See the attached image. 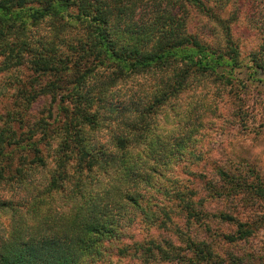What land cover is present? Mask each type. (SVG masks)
<instances>
[{"label": "trees", "instance_id": "trees-1", "mask_svg": "<svg viewBox=\"0 0 264 264\" xmlns=\"http://www.w3.org/2000/svg\"><path fill=\"white\" fill-rule=\"evenodd\" d=\"M193 15L211 23L193 32ZM240 17L259 33L247 63L233 32ZM43 23L47 30L33 32ZM243 65L264 73V0H0V72L26 68L33 74L17 83L14 109L0 112V212L10 216L7 231H0V264H110L123 258L259 264L253 253H223L219 246L247 242L264 224V212L252 211L244 220L212 212L234 230L211 234L204 198L197 208L188 187L179 184L194 176L187 163L181 176L168 178L169 187L157 181L160 167L173 169L191 158L204 169L213 165L204 180L212 197L251 204L264 196V177L251 166L189 148L197 142L191 131L183 134L185 126L197 127L190 107L204 111L205 103H191L172 121L178 134H159L153 116L192 81L203 85L210 76L225 85L243 83L234 75ZM142 72L159 74L149 103L116 107L107 96L111 87ZM46 96L56 103L55 114L49 108L50 121L41 118L37 128L23 129L30 107ZM113 119L112 148L95 151L92 133ZM39 168L48 173L43 188L34 189L28 180ZM50 201L58 202L57 211ZM177 213L185 230L170 229ZM138 218L155 235L124 243ZM195 224L202 229L194 231Z\"/></svg>", "mask_w": 264, "mask_h": 264}, {"label": "rangeland", "instance_id": "rangeland-1", "mask_svg": "<svg viewBox=\"0 0 264 264\" xmlns=\"http://www.w3.org/2000/svg\"><path fill=\"white\" fill-rule=\"evenodd\" d=\"M241 17L237 20L233 32L239 46L240 58L242 62L247 63L249 62L247 55L255 50L259 39V33L249 26L247 22L243 23ZM190 20L192 21L189 23V27L193 32H196V29L199 28L203 29L204 26H209L208 24L211 23L203 16L195 18L193 15ZM46 25V23H43L38 27L32 28V30L33 32H44L45 28V30H47ZM217 71L221 72L222 68L219 67ZM158 75L156 72H142L125 77L124 80L119 81L116 85L111 87L112 91L107 93L108 99L112 101L116 107L128 105L129 108H134L135 105H138L136 107L142 108L149 103L152 97L151 94L155 90L154 88ZM234 75H236L239 80L243 81L244 84L238 81V83L235 82L230 85H225L221 83V81L219 82L216 79H211L210 76V79L208 78L205 81H201L203 85L198 81H192L193 84L189 89L182 90L181 92L178 91L176 95L170 97L165 103L155 108L153 116L158 120L155 128H158V133L163 136L167 135L168 132L178 134L180 127H178V130L177 127L174 129L172 121L177 122L179 118H181L180 114L185 113L191 103H205L206 106H208L207 110L203 111L202 107H190V110L188 109V115L190 116L189 120L192 119L193 122L197 123V127L194 126L189 129L188 126H185V128H183V134L191 131V136L195 135V138H197V142H192V146H189V148H191L193 152L196 149L204 150L207 152L206 155H209V158H214L213 160L216 161H223L224 163L228 161L236 165H243L245 163L264 177V73L259 70L254 71L251 67L243 65L235 69ZM27 76L29 79L33 74L26 68H15L2 70L0 72V112L4 113L7 109H14V107L11 108L10 103H13L14 100H20V98H18L19 96L16 95L17 83ZM43 82H45V80L42 79L39 84H43ZM34 86L37 85L34 84ZM49 108H52L53 114H55L56 103H50V97L46 96L37 100L25 115L27 127L25 126L23 129L28 127L37 128L34 124L41 118L45 119L47 117L46 119L50 121L47 113ZM129 110L134 113L132 109ZM173 112L176 114L178 113L177 117L176 114L173 117ZM105 113L107 112L105 111ZM112 115L115 114L112 113ZM117 117L118 115L115 116V118ZM183 118L184 117H182V120ZM113 120L114 121H105L102 126L96 128L94 133H92V142L90 143L95 151H99L101 148H107V150L112 148V144L109 143V137L111 131L117 128L116 119ZM188 143H186V145ZM189 159L190 161L186 160L185 162L176 164L175 168H173L174 170L160 167L163 173L161 176H158L157 181L162 186L169 187L168 178H174L175 175V177H177L180 174V168L182 166L185 168L184 163H187L188 166H186V168L190 170L194 176L187 177L185 184L182 181H179V184L188 187L190 196L197 202V208L199 204L198 200L204 198V206L207 213H210L209 215H211L212 212L228 211L236 215L237 218L244 220L249 218V216H253L252 211L258 210L260 213L264 212V196L257 199H249L252 202L251 204L235 200L238 198L232 199L231 197H226L217 199L212 197L204 180L212 176L208 175L213 165H206L204 169L205 165L201 162L192 160L191 158ZM48 164L51 165L50 163ZM44 169L39 168L35 170L29 177L28 181H31L30 187L34 189L43 188V183H45L44 179L47 177L48 173V170L45 171ZM198 174H202L205 177H200ZM50 203V208H54L56 211L59 209L58 202L50 201ZM45 206L47 207V205L43 207ZM173 216V222L169 224L170 229L175 231L180 229L185 230V226H183L185 224L178 216V213ZM137 220L139 221H136V224L133 225L131 230H128L131 234V239L123 240L124 243L131 245L133 241H139L142 240V238L155 235L156 231L153 228L140 222V218ZM204 220L207 221L211 227V234L212 232L228 233L234 230L233 225H225L212 215L205 216ZM9 222V214L0 212L1 232L7 231ZM193 229L194 231H200L202 227L195 224ZM161 235H167V233L161 232ZM176 244L183 247L180 242H176ZM219 248L223 253L226 251H232L238 254H241V252L253 253L258 257L257 262L259 264H264V224L249 240H247V242L238 241L231 244L222 243ZM114 262L115 263H113V260H110L109 263L142 264L139 260L134 258H123L121 262ZM155 264L184 263L173 261L157 262ZM194 264L207 263L201 262Z\"/></svg>", "mask_w": 264, "mask_h": 264}]
</instances>
